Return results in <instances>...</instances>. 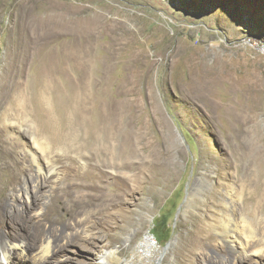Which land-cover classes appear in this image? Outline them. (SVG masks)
<instances>
[{"label": "rangeland", "instance_id": "obj_1", "mask_svg": "<svg viewBox=\"0 0 264 264\" xmlns=\"http://www.w3.org/2000/svg\"><path fill=\"white\" fill-rule=\"evenodd\" d=\"M0 102L65 264H235L230 210L264 244V0H0Z\"/></svg>", "mask_w": 264, "mask_h": 264}, {"label": "bare ground", "instance_id": "obj_2", "mask_svg": "<svg viewBox=\"0 0 264 264\" xmlns=\"http://www.w3.org/2000/svg\"><path fill=\"white\" fill-rule=\"evenodd\" d=\"M0 110V133L2 134L7 129L6 121L9 120V114L1 102ZM3 142L5 143V141ZM33 150L41 156L49 157L48 147L45 144L34 142ZM6 151L4 146L0 144V161L4 159ZM113 152L115 153L114 149ZM114 153L111 151V154ZM109 167L111 168V166ZM2 169L0 168V264H65L66 260H61L62 253L66 249L76 245L79 234L77 235L70 231L66 237L65 244L60 245L53 231H46L44 227H41L43 224L53 222L52 216L49 214V209L57 204V196L47 195L46 199L47 201L49 199V201L45 203L44 208L40 212L36 211L37 194L35 196L30 195L28 182H21V179L18 178L19 176L14 172L5 176ZM50 169V165L47 164L46 171H50ZM43 170L45 169L37 168L38 175ZM41 179L39 178L37 181L32 182L35 185V193L47 183L40 182ZM9 180L10 182H7ZM50 183L51 190L60 185V182ZM59 208H62V206L60 205ZM53 211L56 210L53 208ZM67 218L71 220L70 216ZM219 225L223 228V231L220 230L218 232L219 235H224V237L231 239L228 245L230 253L233 254L232 258L235 264L245 263L247 254L261 258L264 257V244L260 242L259 244L256 243L259 239H255L256 236L251 231L247 222L242 219L238 221L235 215H232L231 210L229 212L224 211L222 221ZM242 229H245L246 232L243 235L240 234ZM254 245L258 247L254 248ZM142 247L146 253L151 252L146 242H144ZM114 254L115 251L103 252L98 257V264L104 263L108 256L111 257ZM126 264H129V262H126Z\"/></svg>", "mask_w": 264, "mask_h": 264}, {"label": "trees", "instance_id": "obj_3", "mask_svg": "<svg viewBox=\"0 0 264 264\" xmlns=\"http://www.w3.org/2000/svg\"><path fill=\"white\" fill-rule=\"evenodd\" d=\"M164 224V222L162 223H160L158 226H156V228H158L157 230H156V233L158 234V237H161L162 236V234H163V232H162V225Z\"/></svg>", "mask_w": 264, "mask_h": 264}, {"label": "built area", "instance_id": "obj_4", "mask_svg": "<svg viewBox=\"0 0 264 264\" xmlns=\"http://www.w3.org/2000/svg\"><path fill=\"white\" fill-rule=\"evenodd\" d=\"M152 238H153V236L152 235H150V234H147L146 236H145V241L144 242H146L147 243V245L152 241ZM143 245V244H142ZM149 247V246H148ZM150 249V248H149ZM151 251V250H150Z\"/></svg>", "mask_w": 264, "mask_h": 264}]
</instances>
